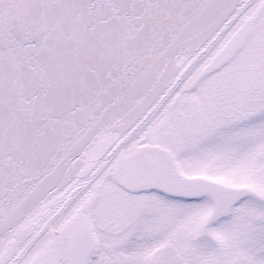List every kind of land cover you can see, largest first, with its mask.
I'll return each instance as SVG.
<instances>
[{
	"label": "snow or ice",
	"instance_id": "6c2138e0",
	"mask_svg": "<svg viewBox=\"0 0 264 264\" xmlns=\"http://www.w3.org/2000/svg\"><path fill=\"white\" fill-rule=\"evenodd\" d=\"M0 264H264V0H0Z\"/></svg>",
	"mask_w": 264,
	"mask_h": 264
}]
</instances>
